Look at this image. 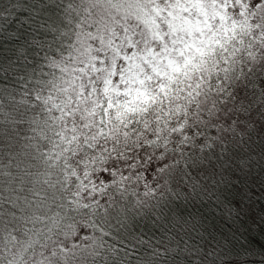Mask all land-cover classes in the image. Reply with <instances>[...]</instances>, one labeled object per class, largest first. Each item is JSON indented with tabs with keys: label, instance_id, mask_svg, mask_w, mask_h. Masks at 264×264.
I'll list each match as a JSON object with an SVG mask.
<instances>
[{
	"label": "snow or ice",
	"instance_id": "6c2138e0",
	"mask_svg": "<svg viewBox=\"0 0 264 264\" xmlns=\"http://www.w3.org/2000/svg\"><path fill=\"white\" fill-rule=\"evenodd\" d=\"M0 264H264V0H0Z\"/></svg>",
	"mask_w": 264,
	"mask_h": 264
}]
</instances>
